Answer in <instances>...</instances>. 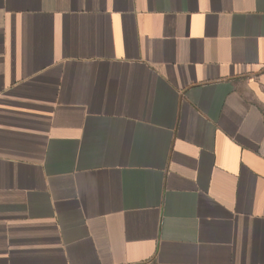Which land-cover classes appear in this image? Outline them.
Wrapping results in <instances>:
<instances>
[{"label": "crops", "instance_id": "0c3cea01", "mask_svg": "<svg viewBox=\"0 0 264 264\" xmlns=\"http://www.w3.org/2000/svg\"><path fill=\"white\" fill-rule=\"evenodd\" d=\"M0 264H264V0H0Z\"/></svg>", "mask_w": 264, "mask_h": 264}]
</instances>
